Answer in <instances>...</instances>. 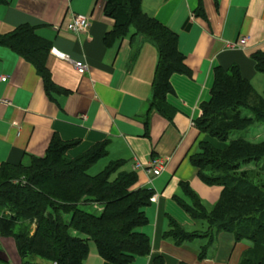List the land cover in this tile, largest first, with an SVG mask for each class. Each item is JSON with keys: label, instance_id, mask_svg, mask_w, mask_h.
<instances>
[{"label": "crops", "instance_id": "crops-1", "mask_svg": "<svg viewBox=\"0 0 264 264\" xmlns=\"http://www.w3.org/2000/svg\"><path fill=\"white\" fill-rule=\"evenodd\" d=\"M107 2L0 0V34L29 25L49 42L46 68L51 80L47 86L33 62L0 45V166L43 156L54 137L77 142L68 150L72 157L106 141L108 154L96 164L99 170L122 160L123 169L137 172L134 187L154 191L145 207L148 222L138 228L150 237L152 250L130 264H152L157 255L166 264H239L253 246L247 239L236 241L222 231L213 238L199 236L176 245L163 233L170 228V217L188 231L207 228V222L194 220L175 196L188 202L181 185L186 182L208 209L220 198L223 187L206 184L191 160L204 137L195 122L202 104L211 98L216 67L237 64L252 83L260 73L252 55L264 50V0H142L148 15L176 32L188 68L171 75L172 91L162 110L153 106L156 46L134 26L114 33ZM73 14L89 17L87 29L78 33L67 28ZM78 60L88 66L83 74L75 66ZM155 158L167 160L159 175L134 169L136 163L147 166ZM200 238L204 242L197 243ZM206 245L207 255L200 260ZM31 260L43 263L40 257ZM0 264H24L15 239L1 234ZM84 264L113 263L92 244Z\"/></svg>", "mask_w": 264, "mask_h": 264}, {"label": "trees", "instance_id": "trees-1", "mask_svg": "<svg viewBox=\"0 0 264 264\" xmlns=\"http://www.w3.org/2000/svg\"><path fill=\"white\" fill-rule=\"evenodd\" d=\"M201 8H199L200 11ZM106 13L115 20L114 33L134 26L159 53L153 81V106L160 110L172 91L170 77L185 73V55L178 48V35L142 8V0H108ZM0 45L13 48L33 62L47 86L46 68L50 44L24 25L0 34ZM256 70L264 73V50L253 53ZM211 98L202 104L196 125L204 137L191 156L200 178L223 187L220 198L208 209L188 183L181 182L188 202H177L194 220L207 222L205 230L188 231L173 217L163 238L181 245L199 236L213 238L225 231L236 241L253 246L244 251L239 264H264V140L254 142L234 136L255 123L264 122V96L245 78L237 64L216 67ZM76 141L54 137L43 156L29 163L0 166V234L13 237L24 264L40 257L58 264H84L93 244L105 260L130 264L138 255H149L151 239L138 228L148 222L145 212L154 195L151 188L134 187L136 171L123 169L122 160L110 162L96 174L90 169L108 154L107 142L93 144L72 157L68 150ZM209 246L199 254L203 260ZM152 264H166L161 255Z\"/></svg>", "mask_w": 264, "mask_h": 264}, {"label": "built area", "instance_id": "built-area-1", "mask_svg": "<svg viewBox=\"0 0 264 264\" xmlns=\"http://www.w3.org/2000/svg\"><path fill=\"white\" fill-rule=\"evenodd\" d=\"M89 23H90V21H89V17L87 15H85V14H73L71 16L70 21L67 24V28L71 31L79 33L81 31L87 29V27L89 26ZM52 52H55L60 57L70 59L68 55H66L63 52L56 50L55 48L52 49ZM75 66H76L78 72H80L82 74L85 73L88 69L87 64L81 60L76 61ZM6 79H7V76L2 77L3 81H6ZM166 165H167V160H164L161 158H155L147 166H145L141 163H136L134 166V169L144 168L147 171H149L155 175H159L165 169ZM53 264H58V263L55 261V262H53Z\"/></svg>", "mask_w": 264, "mask_h": 264}, {"label": "rangeland", "instance_id": "rangeland-1", "mask_svg": "<svg viewBox=\"0 0 264 264\" xmlns=\"http://www.w3.org/2000/svg\"><path fill=\"white\" fill-rule=\"evenodd\" d=\"M254 87L258 93H260L262 96H264V73L260 72L256 78V80L253 81ZM243 136L251 141L258 142L261 140H264V122L261 123H255L253 126L249 127L247 130L237 132L234 136L232 137H237V136ZM262 168V173L261 176L264 179V163L257 164L255 162H250L246 164L247 168H257L258 166ZM100 166L94 165L90 169V173L96 174L98 173ZM188 229H193L192 227L187 226ZM201 231V230H199ZM197 243L204 242L203 238L197 239ZM42 264H47L48 261L45 259L40 258ZM53 264V262H52Z\"/></svg>", "mask_w": 264, "mask_h": 264}]
</instances>
